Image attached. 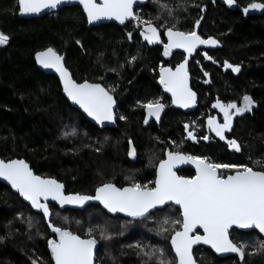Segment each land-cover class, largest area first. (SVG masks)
<instances>
[{"label":"trees","instance_id":"trees-1","mask_svg":"<svg viewBox=\"0 0 264 264\" xmlns=\"http://www.w3.org/2000/svg\"><path fill=\"white\" fill-rule=\"evenodd\" d=\"M234 1L239 7L264 3V0ZM161 2L173 8L174 18L167 17L155 0H148L136 13L155 26L175 23L182 31L192 30L195 20L202 17L196 28L198 34L217 39L220 48L199 52L189 63L191 88L198 96L196 111L187 115L169 108L160 124H146L144 109L137 101L159 99L168 105V98L157 85L158 71L161 66L171 68L179 64L181 54L164 56L162 49L148 48L141 42L133 21L124 26L103 24L88 28L79 7H64L53 14L25 20L17 16V0H0V32L10 38L6 45L0 46V158L23 159L35 175L62 183L67 194L86 195H92L105 182L123 187L133 181L142 184L153 181L155 168L167 149L208 157L216 163H251L264 158V14L244 18L237 10H227L219 0ZM193 5H203L204 12ZM157 16L163 18L156 19ZM159 31L164 28L159 27ZM48 47L65 54V66L76 82L88 80L115 88L113 95L118 105L115 128L99 130L93 126L68 104L58 80L36 68L34 54ZM205 52L211 60L204 58ZM132 56L137 59L129 64ZM225 61L240 65V71L233 73L225 68ZM244 95L255 102L252 111L234 117L233 129L226 133L243 146V152L236 153L208 132L206 121L209 116L220 115L212 107L217 100L239 105ZM120 115L127 119L120 120ZM185 124L191 126L189 130L198 138L208 134L210 140L188 139ZM72 127L77 129L76 135L62 136V131ZM129 140L135 148L134 157L128 156ZM178 174L194 175L191 170ZM49 206L55 225L82 238H87L89 226L97 224L111 233L110 240L101 239L99 231L95 233L98 246L95 264H142L148 258L137 256V250L127 247L137 242L162 248L164 258L174 261L170 244L174 226L164 225L169 232L160 235L156 232L165 217L181 219L179 210L172 205L140 220L111 217L93 205L79 211ZM0 236L4 237L0 241V264H31L34 258H39L38 264H52L47 239H55V234L42 214L33 212L1 183ZM230 239L238 245L241 242L247 245L245 264H264V251L247 255L263 240L257 232L233 230ZM193 257L197 264H241L238 257L217 258L201 247L193 251ZM148 264H156V260Z\"/></svg>","mask_w":264,"mask_h":264},{"label":"snow or ice","instance_id":"snow-or-ice-1","mask_svg":"<svg viewBox=\"0 0 264 264\" xmlns=\"http://www.w3.org/2000/svg\"><path fill=\"white\" fill-rule=\"evenodd\" d=\"M67 2L68 0H18L17 6L19 14L29 15L41 13L45 9L55 10ZM78 2L83 7L88 23L103 18L114 19L121 24L126 20L135 21L141 37L148 44L161 42L159 27H163L162 35L167 37V43L163 44V55H170L172 49H183L185 57L175 69L161 66L159 84L165 92L171 93L173 105L188 108L196 102V94L188 87V58L198 45L215 47L219 44V41L211 36L205 39L198 34L196 28L200 25L202 17L195 20L192 30L182 31L175 23L166 22L158 27L151 20L142 19L134 11L136 0H78ZM155 2L159 4L161 11L166 12L167 17L174 18L172 7L161 0ZM224 3L232 5L234 0H224ZM193 6L199 7L201 13L205 10L203 5ZM250 9L264 10V3H250L243 11L248 13ZM128 35L131 39L132 34ZM9 39L8 35L0 32V46L6 45ZM76 43L80 44V41L77 40ZM203 55L205 59H212L207 52ZM63 59L51 47L35 53L37 64L46 69H55L59 74L63 93L68 100L78 105L96 124H103L105 121L115 122L114 106L117 103L113 95L115 88H105L100 83H91L88 80L77 83L64 66ZM136 59V56H132L128 63L131 64ZM224 67L230 68L233 73L240 71V65H233L227 61L224 62ZM207 75L205 73V76ZM254 103L248 95L242 97L239 105L234 101L223 103L217 100L212 107L223 115V123H218L216 117L209 116L206 121L208 132L214 133L220 141H224L228 149L242 153L243 146L237 139L228 138L226 133L233 129V118L251 112ZM137 104L145 111L146 124L151 117L159 120L160 113L165 107L159 99L148 100L146 103L138 100ZM119 119L127 118L120 115ZM190 127L189 124L184 125L188 139L210 140L208 134L198 138L189 130ZM61 134L64 137L74 136L77 129L72 127ZM135 154L133 142L129 140L128 156L134 157ZM164 156L166 158L161 159L155 168L153 181L143 184L133 181L123 187L105 182L95 188V195L80 193L65 195V186L62 183L54 178L35 175L23 159L7 161L0 159V178L27 201L32 209L42 213L47 227L55 234V239H47L52 264H95L94 248L97 245L95 233L99 231L100 238L104 240H110L112 235L100 224L86 229L87 238L55 225L51 221L49 200L55 201L61 208L65 205L83 207L88 201H98L108 213H124L133 219H147L153 212L163 211L170 202L179 206L182 219L169 220L165 217L156 232L160 235L169 232V228L164 225L174 226L170 235L171 250L175 253L174 261L164 258L162 248L142 245L139 242L127 245L128 248L137 250V256L148 258L147 261H142V264H148V261L153 259L156 260V264H197L193 257V246L198 244L209 245L218 254L234 253L239 257L241 264H245L247 245L244 242L238 245L230 239L229 229L235 226L238 229H256L260 234H264V162H262L264 158L256 160L249 158L251 163H216L210 161L208 157L171 150H166ZM185 163L194 165L195 175L187 177L176 174L174 169ZM28 226H32L31 218ZM197 228L203 229L202 235L194 231ZM3 239L4 237L0 236V241ZM258 251H264V240L258 241L257 247L247 255ZM38 259H32L31 264H38Z\"/></svg>","mask_w":264,"mask_h":264},{"label":"water","instance_id":"water-1","mask_svg":"<svg viewBox=\"0 0 264 264\" xmlns=\"http://www.w3.org/2000/svg\"><path fill=\"white\" fill-rule=\"evenodd\" d=\"M147 2H148V0H136V3H135L134 6H133V7H134V11H135L138 7H141V6L145 5V4H147ZM219 3H220L221 5H223L227 10H230V11H235V10H237V11H239V12L243 15L244 18H247L248 16H262V15L264 14V10H252V9H250L248 13H245V12L243 11V9H244L245 7H247L248 5L245 6V7H239V6L236 4L235 1H234V3H233L232 5L225 4V3H224V0H219ZM17 5H18V0H17ZM64 7H79V8L81 9L82 13L84 14L85 18H86V14L83 12V7H82V5L79 4L78 0H68L67 3H64V4L59 5L58 8L55 9V10H52V9H45V10H42V12H41V13H38V14L21 15V14H19V11H18L17 16H18L19 19H25V20L35 19V18H41V17H44V16H46V15L53 14V13H55V12L61 10V9L64 8ZM131 21H132V20H126L123 24H121L120 22H118V21H116V20H114V19L103 18V19L98 20V21H95V22H93V23H88L87 18H86V22H87V27H88V28H90V27H96V26L103 25V24H114V25H116V26H124L125 24H127V23H129V22H131ZM134 22H135V21H134ZM135 28L139 31V29H138L136 23H135ZM139 37H140V40L142 41V43L146 44L149 48L160 47V48H162V50L164 51L162 40H161L160 43L148 44L147 41H145V40L141 37V35H140V31H139ZM202 38H203V37H202ZM205 39H207V38H205ZM165 40H166V43H167V37H166V36H165ZM219 48H220V43H219L217 46H215V47H212V46H206V45H198V46H197V49H196V50H195V51L189 56V58H188V62H187V70L189 69V63H190V61L195 57V55H196L197 53H199V52H203V51L217 50V49H219ZM175 52H180V53H182V54L184 55V57H185V53H184L183 49H172V51H171L170 54L175 53ZM56 53H57V52H56ZM57 54H58V53H57ZM58 55H60V54H58ZM61 56L64 58V59H63V63H64V66H65V59H66V56H65V54H61ZM33 61H34L35 65H36V68H37L40 72H42V73H44V74H46V75L54 76V77L58 80V82H59V84H60V88H61V94H62V96L65 98V100L68 102V104H69L72 108H74L75 110H77V111H78V112H79V113H80V114H81L86 120H88L93 126H95V127H96L97 129H99V130H103V129H113V128L116 127V121H117L116 110H117V106H118L117 103H116V105L114 106V107H115V117H116V118H115V122H107V121H105L103 124H96V122H95L94 120H92L90 117H88L87 114L84 113L83 110L80 109L78 105L73 104L70 100L67 99L66 95L63 93L62 85H61V83H60L59 74L55 71V69H51V68L46 69V68H43L41 65L37 64V63H36V60H35V54H34V56H33ZM183 61H184V58H183V60H182L181 62H183ZM181 62H180V63H181ZM65 67H66V66H65ZM168 68H169V67H168ZM173 69H175V67H174ZM69 73H70V71H69ZM70 75H71V77H72V74H71V73H70ZM159 76H160V70L158 71V81H157V85H158V87L161 89V91L163 92V94L166 95V96L170 99V108H171V109H174V110H176V111H180V112H182L183 114H188V113H192V112L196 111L197 106H198V96H197V94H196V93L192 90V88H191V77H190V74H189V70H188V87H189V88H190V89L196 94V102H195L193 105H191L190 107H188V108H182V107H179V106H177V105H173V104H172V102H171V101H172L171 93L165 92V91H164V88L159 84ZM72 79H73V77H72ZM77 83H80V82H77ZM91 83H92V82H91ZM166 110H167L166 107H164V108L162 109V111H161V113H160V118H159V120H157L155 117H151V118H149V122H148V123L153 122V123H155V124H159V123L161 122V118H162V116L165 114ZM144 117H145V111H144ZM167 150H169V149H167ZM165 151H166V150H165ZM164 158H166V157L164 156ZM0 159H1V158H0ZM26 163H27V162H26ZM181 170H191V171L194 173V175H195V167H194V165H192V164H190V163L180 164V165H178V166L174 169V171L176 172L177 175H179L178 172L181 171ZM154 179H155V178H154ZM0 183L3 184L4 186H6V187H7V188H8L13 194L17 195V196L19 197V199H20L24 204H26V205H27V206H28L33 212L38 213L36 210L32 209V208H31V205H30L27 201L23 200V198L20 197V196L18 195V193L15 192V190L11 189L10 185H8L6 181H3L2 178H0ZM64 192H65V195L72 194V193H68V194H67L66 191H65V188H64ZM74 194H76V193H74ZM92 195H95V191H94V193H93ZM48 204H52V205L56 206L57 208H59V209H61V210H64V209L68 208V209H70V210H74V211L83 210V209L87 208L88 206H92V205H93V206H99V207H100V208H101V209H102L107 215H109V216H111V217H121V218H124V219H127V220H140V219H142V218H136V219H133V218H131V217L126 216L124 213H115V214H113V213H108L107 210L104 209L103 206L100 205L98 201H88V202H86L85 206H83V207H77V206H74V205H65L63 208H61L60 205H58L55 201H51V200L48 201ZM169 205H172V206H174L175 208H177V209L179 210V206H178V205H173V204H171L170 202H169L168 206H169ZM164 208H165V207H164ZM164 208H163V209H164ZM39 214H42V213H39ZM181 219H182V218H181ZM233 230H237V231H240V232H251V231H255V232H257V233L261 236V238L264 240V234H260V233L258 232V230H256V229H238V228H236L235 226H233L232 228L229 229V238H230V234H231V232H232ZM194 231H195L197 234H200V235L203 234V229H199V228H197V229L194 230ZM200 247H201V248H204V249H207V250H209V251H211V252H212L217 258L237 257L236 254H234V253H222V254L215 253V252L211 249V247H210L209 245H204V244L194 245V246H193V251H194L195 249H197V248H200ZM97 250H98V246L96 245V247L94 248V258L96 257V252H97ZM174 254H175V253H174ZM238 258H239V257H238Z\"/></svg>","mask_w":264,"mask_h":264},{"label":"flooded vegetation","instance_id":"flooded-vegetation-1","mask_svg":"<svg viewBox=\"0 0 264 264\" xmlns=\"http://www.w3.org/2000/svg\"><path fill=\"white\" fill-rule=\"evenodd\" d=\"M142 7V6H141ZM138 8H140V7H138ZM137 8V9H138ZM135 12H136V10H135ZM134 22V21H133ZM162 33L163 32H161V40H162V43L163 44H165L166 43V40H165V36H163L162 35ZM140 38V37H139ZM142 42V41H141ZM144 44V43H143ZM144 45H146V44H144ZM147 46V45H146ZM148 47V46H147ZM149 48V47H148ZM154 48H160V47H154ZM160 49H162V48H160ZM163 51V50H162ZM204 52V51H203ZM177 53H179V54H181L182 56H183V58H184V55L182 54V53H180V52H175V53H172V54H170V55H174V54H177ZM183 60V59H182ZM174 67H176V66H174ZM174 67H171L172 69L174 68ZM158 81V80H157ZM163 93V92H162ZM166 96V95H165ZM167 97V96H166ZM168 98V97H167ZM163 104V103H162ZM165 105V107H166V109H169L170 108V99L168 98V105H166V104H164ZM193 113V112H192ZM192 113H188L187 115H191ZM192 118V117H191ZM162 119V118H161ZM160 124V123H159ZM214 134V133H213ZM165 153V152H164ZM163 159H164V157H163Z\"/></svg>","mask_w":264,"mask_h":264},{"label":"rangeland","instance_id":"rangeland-1","mask_svg":"<svg viewBox=\"0 0 264 264\" xmlns=\"http://www.w3.org/2000/svg\"><path fill=\"white\" fill-rule=\"evenodd\" d=\"M215 109V108H214ZM218 110V109H217ZM219 111V110H218ZM220 113V112H219ZM217 118L218 123H223V115L220 113V115ZM219 119L222 120V122H219Z\"/></svg>","mask_w":264,"mask_h":264}]
</instances>
